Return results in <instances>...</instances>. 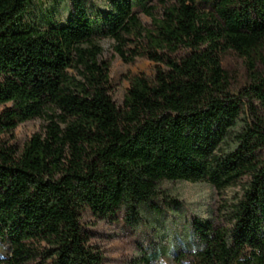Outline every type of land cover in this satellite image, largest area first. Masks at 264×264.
Returning <instances> with one entry per match:
<instances>
[{"label":"trees","instance_id":"obj_1","mask_svg":"<svg viewBox=\"0 0 264 264\" xmlns=\"http://www.w3.org/2000/svg\"><path fill=\"white\" fill-rule=\"evenodd\" d=\"M152 1L108 0L91 14L70 0L68 22L48 25L36 0H0L3 264H103L84 215L122 212L137 226L166 181L242 191L222 223L193 221L177 264H264V0H156L159 17ZM103 38L126 62L155 64L152 78H132L121 105ZM229 52L247 64L238 89L223 67ZM37 119L42 130L20 145L16 129Z\"/></svg>","mask_w":264,"mask_h":264},{"label":"rangeland","instance_id":"obj_2","mask_svg":"<svg viewBox=\"0 0 264 264\" xmlns=\"http://www.w3.org/2000/svg\"><path fill=\"white\" fill-rule=\"evenodd\" d=\"M198 1L204 5L206 0ZM82 2L91 14L88 6L98 12L108 6V0ZM149 5L155 16L162 14L161 3L154 0ZM35 9L39 22L48 25L66 24L72 15L70 0H36ZM43 10L46 16L41 15ZM138 16L145 27H151L152 18L149 15L138 11ZM100 42L104 49L103 57L111 64L112 94L117 104L121 105L132 78L137 75L152 78L155 64L142 55L126 62L115 52L114 40L103 38ZM126 55L130 56L131 52L126 50ZM223 67L234 89L245 85L248 71L245 58L229 52L224 56ZM43 124V120L37 119L19 125L15 131L16 141L24 144L34 133L42 130ZM162 187L160 198L145 206L142 221L137 226L126 224L122 212L114 219H100L90 213L84 215L90 243L101 251L103 264H136L143 257L151 258L152 264H177L174 253L193 243V221L214 218L222 223L226 205L239 199L242 192L239 185L216 192L204 181H166ZM6 255V248L0 245V257ZM0 264H3L1 258Z\"/></svg>","mask_w":264,"mask_h":264}]
</instances>
